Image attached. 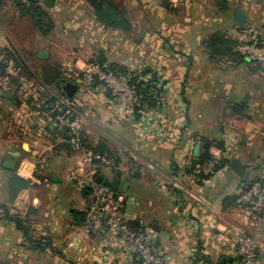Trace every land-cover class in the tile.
Returning a JSON list of instances; mask_svg holds the SVG:
<instances>
[{"label":"crops","instance_id":"1","mask_svg":"<svg viewBox=\"0 0 264 264\" xmlns=\"http://www.w3.org/2000/svg\"><path fill=\"white\" fill-rule=\"evenodd\" d=\"M32 1L52 21L46 34L13 0L0 5L7 2L3 11L10 13L5 23L0 17V58L2 49L13 48L31 74H12L18 76V90L0 78L2 94L13 93L0 100V264H141L107 222L86 234L85 191L69 177L80 153L52 131L56 125L39 104L37 109L27 104L29 96L36 98L46 63L80 83L73 72L91 61L128 71L147 68L164 81L160 105L145 125L100 82L81 83L69 100L86 143L103 142L117 157L115 168L99 171L108 181L120 174L122 211L147 231L163 263L241 264L238 239L253 233L262 244L257 264H264V214L254 216L233 203L264 172V67L210 57L202 45L217 32L264 43V0H104L129 21V31L104 24L87 0H56L52 8ZM237 9L244 12L242 25ZM20 23L28 30L16 34L14 25ZM41 49L47 59L39 57ZM46 89L62 96L53 85ZM208 142H221L224 149L213 143L206 148ZM197 143L198 154L225 152L230 160L239 159L248 178L233 172L230 161L207 181L193 177L188 167ZM7 157L16 160L15 170L3 166ZM15 176L28 185L10 186ZM7 215L23 220L24 230Z\"/></svg>","mask_w":264,"mask_h":264},{"label":"built area","instance_id":"2","mask_svg":"<svg viewBox=\"0 0 264 264\" xmlns=\"http://www.w3.org/2000/svg\"><path fill=\"white\" fill-rule=\"evenodd\" d=\"M238 50L247 58L256 60L264 67V43L254 40L242 41ZM13 61L8 62L7 71L15 73ZM78 78L79 84H93L100 82L115 98L118 104L128 114L138 120L140 124L148 123V116L152 110L142 111L137 119L134 116L135 107L139 104V95L131 82L130 73L119 70H111L97 61H91L84 65L79 72H73ZM46 85L41 82L36 86V98L46 95ZM2 90L0 89V94ZM44 98L41 99L43 102ZM71 108L73 114H65L63 107ZM55 117L51 119L54 125L65 126L68 131V143L80 153L76 167L70 172V179L85 191L83 229L86 234L96 228L98 224L107 222L121 239L125 250L136 255L141 264H164L161 256L154 250L146 230H137L130 226L128 219L123 213L124 198L110 185L97 180L101 174L99 169H113L117 165V157L112 153H100L84 146L79 114L76 108L64 96H57L52 105ZM225 153V152H224ZM211 154V156L191 167V174L195 178L205 181L215 177L223 157ZM102 175V174H101ZM233 203L238 208H248L254 216L264 214V172L256 180L250 182L241 189L234 197ZM261 241L253 233H244L238 239L236 256L241 264H257L261 252Z\"/></svg>","mask_w":264,"mask_h":264},{"label":"trees","instance_id":"3","mask_svg":"<svg viewBox=\"0 0 264 264\" xmlns=\"http://www.w3.org/2000/svg\"><path fill=\"white\" fill-rule=\"evenodd\" d=\"M4 0H0V5ZM91 6L94 8L95 15L98 19H100L104 24L115 27L122 28L125 31H129L131 25L129 21L120 13V11L115 6H111L110 4H106L104 0H87ZM14 4L18 8V10L27 15L33 23V26L37 28L42 34H46L50 31L52 27V21L48 16L46 9L37 4L32 0H13ZM241 42L237 39H234L227 35L226 33L217 32L214 33L207 38L202 40V45L208 51L210 57H215L217 55H226L228 57H232L235 61H247L251 64L252 67L258 68L260 67L259 63L251 58H247L243 55L239 50L238 46ZM2 57L0 58V78H7L8 85L16 88L20 86L18 84V76L14 77L12 74L7 71V66L9 61H13V69L16 70L15 73L17 75H23L25 77L31 76L28 67L23 62L21 57L13 48H4L1 50ZM248 59V60H246ZM111 70H119L124 73H130L131 82L135 86L137 90V94L139 95V104L135 107L134 116L135 118H139L142 111L156 109L160 105V94L162 88L164 86V81L160 79V77L155 72L147 71H128L124 67L119 66L117 64H109L106 66ZM58 95L46 92L45 96H41L38 99L32 96L27 98V104L32 109H37L36 104H39V110L46 112L49 116L50 120L55 117V112L52 111V105L55 103ZM44 98L43 102L41 99ZM2 93L0 94V100H2ZM63 112L65 114H73L71 108L64 106ZM54 133H59L62 135L66 147H71L68 143V131L65 126H54L52 128ZM84 146L88 149H91L95 152L100 153H110L113 152L106 147L103 142H98L93 145L90 143H86L85 139L83 140ZM213 142H208L206 144V148L212 145ZM214 145L217 147L224 149L223 143L214 142ZM210 153L208 151L200 152L196 157L192 158V164L188 167L189 172H191V167L194 163L206 160L210 157ZM230 159L228 157H223L221 160L219 168L229 163ZM10 186H17L18 189H22L23 187L28 185V181L15 176L9 180ZM247 186V185H246ZM235 197V196H234ZM233 197V199H234ZM10 220H13L16 225L24 230L23 220L17 217H13L7 215ZM84 219V212H83ZM130 226L137 230H144L143 227L139 226L135 222H129Z\"/></svg>","mask_w":264,"mask_h":264},{"label":"water","instance_id":"4","mask_svg":"<svg viewBox=\"0 0 264 264\" xmlns=\"http://www.w3.org/2000/svg\"><path fill=\"white\" fill-rule=\"evenodd\" d=\"M43 3L48 7L52 8L56 2V0H42ZM236 22L238 25H242L245 21L244 12L241 9H237L235 11ZM39 57L42 59H47L48 54L44 49L39 51ZM147 68H144L143 71L145 72ZM62 70L58 66H54L50 63H46L43 68L41 69V80L46 86L53 85L62 96L66 99L71 100L76 91L78 90L80 84L78 82H74L70 79H65L61 77ZM2 96L7 99L13 98V93L11 90L5 91ZM199 144L197 143L194 147L193 154L194 156L198 155ZM9 154L16 158L20 156L18 151H11ZM17 165L16 160L11 159L9 157L4 159L3 166L15 170ZM230 168L233 172H235L238 176L247 179L248 175L246 174V165L242 164L239 159L232 158L230 160ZM97 180L103 184H108L114 191L118 190L120 184V174L118 172L115 173V178L111 181H108L103 178L101 174L97 176ZM124 186V185H123ZM225 258H222V261Z\"/></svg>","mask_w":264,"mask_h":264},{"label":"rangeland","instance_id":"5","mask_svg":"<svg viewBox=\"0 0 264 264\" xmlns=\"http://www.w3.org/2000/svg\"><path fill=\"white\" fill-rule=\"evenodd\" d=\"M5 4H6L5 6H0V17H4V19H3L4 23L9 21V16H10V13L7 12L9 10H7L6 13H4V11H3V10H6L8 8L7 2ZM14 26H15L14 31L16 34H19V32H21V31H27L28 30L27 26L22 25V23L18 24V26H17V24H15ZM8 32H9V30H8ZM9 33L12 34L11 31Z\"/></svg>","mask_w":264,"mask_h":264}]
</instances>
